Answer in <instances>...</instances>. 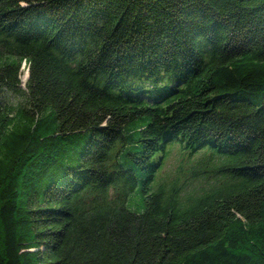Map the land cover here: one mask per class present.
Segmentation results:
<instances>
[{
  "label": "trees",
  "instance_id": "1",
  "mask_svg": "<svg viewBox=\"0 0 264 264\" xmlns=\"http://www.w3.org/2000/svg\"><path fill=\"white\" fill-rule=\"evenodd\" d=\"M0 264H264V0H0Z\"/></svg>",
  "mask_w": 264,
  "mask_h": 264
},
{
  "label": "rangeland",
  "instance_id": "2",
  "mask_svg": "<svg viewBox=\"0 0 264 264\" xmlns=\"http://www.w3.org/2000/svg\"><path fill=\"white\" fill-rule=\"evenodd\" d=\"M21 71L22 73L20 75V79H22L21 81L23 87L27 75L26 67L21 68ZM12 93H7V97L9 98V101H11L14 104L16 103L20 104L22 100L19 99V97H17L16 94L14 96ZM168 157L169 158L166 159L165 163L161 167V171L159 172L158 177L156 179L157 181H160L162 179H167L169 181H172V179L177 175H180L182 179V177L185 175L184 172L187 169L186 167H188V158H185V155L181 154V151L179 150L178 146L173 147ZM205 185H206L205 179L203 178L194 179L190 181L189 184L186 185L185 191L198 192L199 190L204 188ZM135 199H137V194H135Z\"/></svg>",
  "mask_w": 264,
  "mask_h": 264
}]
</instances>
